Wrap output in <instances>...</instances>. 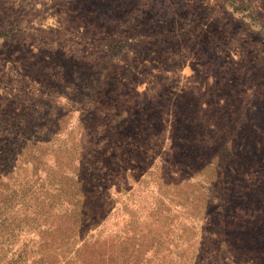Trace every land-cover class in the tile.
Returning a JSON list of instances; mask_svg holds the SVG:
<instances>
[{
    "label": "rangeland",
    "instance_id": "374dc122",
    "mask_svg": "<svg viewBox=\"0 0 264 264\" xmlns=\"http://www.w3.org/2000/svg\"><path fill=\"white\" fill-rule=\"evenodd\" d=\"M42 242L264 264V0H0V264Z\"/></svg>",
    "mask_w": 264,
    "mask_h": 264
},
{
    "label": "trees",
    "instance_id": "16d2710c",
    "mask_svg": "<svg viewBox=\"0 0 264 264\" xmlns=\"http://www.w3.org/2000/svg\"><path fill=\"white\" fill-rule=\"evenodd\" d=\"M243 176L246 178V180H248L251 183H253V181L256 180V184H255L256 187L258 186V182L261 181V176H257V177H254L253 178V177H251V175L249 174V172L247 170H244ZM3 231H4V228H3ZM80 231H81V226L78 225L77 226V232H80ZM51 243L52 242H50V243H48V242H42L41 243V247L40 248H42L43 252H41V254H39V256H38V258H37V260H36V262L34 264H44V263H46L48 261V259L45 256H46V254H49L51 252L54 253L57 250H59L60 251V254L63 253L64 248L62 250V247H61L62 245H58L59 246L58 247V246H55V245H53ZM60 244H62V242ZM90 264H100V263L98 261L95 262V260H94Z\"/></svg>",
    "mask_w": 264,
    "mask_h": 264
}]
</instances>
